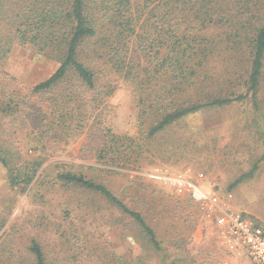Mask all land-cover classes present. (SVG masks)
Segmentation results:
<instances>
[{
	"label": "rangeland",
	"instance_id": "1",
	"mask_svg": "<svg viewBox=\"0 0 264 264\" xmlns=\"http://www.w3.org/2000/svg\"><path fill=\"white\" fill-rule=\"evenodd\" d=\"M233 3L228 1V9ZM263 11L262 6L255 9L259 16ZM231 15L238 17V10L233 8ZM187 17L188 21L194 18ZM108 30L102 36L112 38L113 32ZM223 30L217 25L211 32L213 53L208 69L220 85L212 90L216 96L219 88L221 94L226 88L233 89L226 86L228 79L246 77L250 58L246 49L225 48ZM126 47L128 58H134L141 69L143 59L136 57L131 40ZM57 67L56 60L39 55L28 44L13 46L0 62V73L9 77L0 80V98L23 96L27 100L33 86L47 80ZM109 73L110 78L104 77L102 82H113L115 92L99 107L85 103L77 110L78 115L85 109L92 114L80 127L74 121L63 128L55 126L51 112L55 94L42 101L33 98L34 103L24 105L13 118L0 113V131L14 130L21 140V161L42 162L26 188L12 187L7 170L0 165V264H25L23 258L33 240L40 245L46 264H224L232 255L217 245L222 236L215 224L217 209L198 206L149 175L195 179L202 174L198 183L206 191L217 192L222 210L264 227V79L258 109L247 99L201 110L148 137L152 119L138 120L136 88L121 75ZM66 84L57 89V95L66 93ZM107 127L120 137V156L128 160L98 158ZM20 158L17 155V163ZM256 162L253 178L230 189ZM60 172L81 174L104 184L144 217L155 232L159 249L130 217L102 196L58 182ZM239 259L238 264H247L243 254Z\"/></svg>",
	"mask_w": 264,
	"mask_h": 264
},
{
	"label": "trees",
	"instance_id": "2",
	"mask_svg": "<svg viewBox=\"0 0 264 264\" xmlns=\"http://www.w3.org/2000/svg\"><path fill=\"white\" fill-rule=\"evenodd\" d=\"M228 1L232 0H142L139 3L134 0H0V62L7 59L13 46L28 44L39 55L58 63L47 80L33 86L27 100L23 96L0 98V113L5 118H13L24 105L31 106L33 98L42 101L45 96L55 94L51 110L55 126L63 128L66 122L73 124L74 121L80 127L92 114L85 109L78 115L77 110L85 103L99 107L115 92L113 82H102L104 77L110 78L109 72L121 75L136 88L138 120L152 119L148 137L201 110L218 109L247 99L258 109L264 79V11L259 16L255 9L258 6L264 9V0H234L232 9H228ZM233 8L240 17L231 15ZM187 15L194 18L188 21ZM217 25L226 34L225 48L246 49L250 58L246 77L228 79L226 86L233 89L226 88L221 94L222 88H219L216 96L212 90L218 83L208 63L213 53L211 32ZM106 29L113 32L112 38L102 36ZM228 31L231 33L227 34ZM127 40L132 41L136 57L143 59L141 69L134 58H128ZM233 69L236 75L237 69ZM3 78L9 79L0 73V80ZM65 84L66 93L57 95V89ZM236 88L244 91L238 93ZM3 132L0 131V165L7 170L12 187L26 188L35 179L42 162L21 161L22 143L15 137L17 133ZM102 135L98 158L123 159L120 137L108 127ZM126 159L129 158L123 160ZM258 162L237 178L230 189L253 178ZM56 180L68 188L102 196L130 217L151 245L159 249L155 232L144 217L129 209L104 184L72 172H60ZM26 251L25 264H46L38 242L33 240Z\"/></svg>",
	"mask_w": 264,
	"mask_h": 264
},
{
	"label": "built area",
	"instance_id": "3",
	"mask_svg": "<svg viewBox=\"0 0 264 264\" xmlns=\"http://www.w3.org/2000/svg\"><path fill=\"white\" fill-rule=\"evenodd\" d=\"M149 177L172 187L176 194L189 198L198 206L217 209L219 216L215 218V224L221 231L229 254L239 256L243 253L247 264H264V227L254 225L247 218L230 210H222L217 192L206 191L198 183L203 180L202 174H198L195 179L163 174H151Z\"/></svg>",
	"mask_w": 264,
	"mask_h": 264
},
{
	"label": "crops",
	"instance_id": "4",
	"mask_svg": "<svg viewBox=\"0 0 264 264\" xmlns=\"http://www.w3.org/2000/svg\"><path fill=\"white\" fill-rule=\"evenodd\" d=\"M220 234H221V231H220ZM217 245L221 246L222 250L228 252V249L224 246V238H223V236L220 237V243L217 244ZM239 253H241V252H239ZM242 254L243 253L239 254V256L236 255V254H232V256L230 255L231 257L229 259H227V261H225L224 264H229V263L230 264H238L241 261L239 258L241 257Z\"/></svg>",
	"mask_w": 264,
	"mask_h": 264
}]
</instances>
